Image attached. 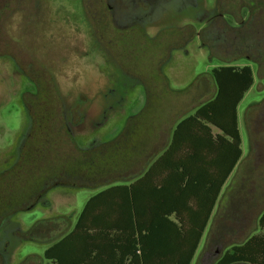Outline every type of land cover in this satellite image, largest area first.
Listing matches in <instances>:
<instances>
[{
    "label": "trees",
    "instance_id": "1",
    "mask_svg": "<svg viewBox=\"0 0 264 264\" xmlns=\"http://www.w3.org/2000/svg\"><path fill=\"white\" fill-rule=\"evenodd\" d=\"M228 4L239 5V18L245 17L243 7L252 12L240 26L254 29L256 43L249 46L258 53V73L264 78V0ZM234 28L226 24L212 32L209 47L217 45L214 42L222 31ZM209 74L216 86L214 95L188 116L171 118L168 144L155 159L147 145L151 133L148 109L132 116L115 138L84 148L68 126L62 99L38 81L37 92L26 98L32 117L30 132L17 160L0 173V226L15 210L34 207L52 187H107L86 201L75 222L67 215L36 221L26 238L52 244L44 252L45 262L30 255L20 264L192 263L221 188L237 164L238 171L243 169L237 107L254 82L250 65H221ZM263 107L264 101L256 103L247 116L252 149H264ZM213 126L221 133L213 134ZM210 168L224 173L210 208L181 207L190 197H202L203 178L197 172ZM245 168V174L239 180L237 172L235 180L245 182L246 187L235 199L234 184L222 210V222L212 226L207 239L212 240L210 249L220 251L214 264H264V233H256L264 229V157L246 172ZM150 172H174L185 185L178 193L168 192L164 184H148ZM18 198L21 201L7 210ZM228 218L236 223L226 222ZM0 264H4L1 254Z\"/></svg>",
    "mask_w": 264,
    "mask_h": 264
},
{
    "label": "rangeland",
    "instance_id": "2",
    "mask_svg": "<svg viewBox=\"0 0 264 264\" xmlns=\"http://www.w3.org/2000/svg\"><path fill=\"white\" fill-rule=\"evenodd\" d=\"M212 1L173 0L168 4L172 3V9L177 11L184 5V14L196 15L213 8ZM89 2L91 5L87 7L84 0H0V47L6 46L10 36L11 40L12 37L19 40L12 44L13 53L20 60L22 57L27 60L29 67L39 66L47 76L43 82L51 94L62 99L66 121L81 147L115 138L140 110L152 112L153 101L147 94L146 80L169 76L171 81L160 82V90L163 96L172 98L173 104L163 108L162 113L176 118L199 100L196 79L201 74L210 73L221 65H250L254 82L238 106L244 151L241 167L246 166V172L253 163L262 160L264 149L254 146L252 149L247 126V116L254 105L264 101V78L258 74V53L249 46L256 43L252 27L239 24L229 32L222 31L213 48L194 39L183 48L173 46L169 50L168 36L177 38L174 33L160 35L157 43L109 44L108 37L117 40V30L120 31L122 25L132 24L127 13L135 9V3L99 0V6H96V0ZM241 3L246 4L245 1ZM109 5L113 6L116 16L108 12ZM242 12L247 15L245 7ZM99 15L102 25L98 22ZM103 31L105 35H102ZM206 39L212 43L208 34ZM35 88L9 56L0 55V96L3 95L0 99V173L17 160L32 125L29 109L14 90L36 93ZM243 169L238 171L239 180L245 174ZM236 183L232 194L235 199L237 192L246 187L245 182ZM105 187L107 185H58L49 189L34 207L15 210L0 226V250L8 249L4 253L5 264H20L30 255L45 262L44 252L52 241L21 240L16 234L17 229L27 232L36 221L59 215L70 216L75 222L86 201ZM45 199L48 202L45 203ZM20 201L21 198L12 201L7 210ZM210 229L209 225L200 250L205 244L212 245V240L207 241L206 237ZM205 257L206 254L202 260Z\"/></svg>",
    "mask_w": 264,
    "mask_h": 264
},
{
    "label": "flooded vegetation",
    "instance_id": "3",
    "mask_svg": "<svg viewBox=\"0 0 264 264\" xmlns=\"http://www.w3.org/2000/svg\"><path fill=\"white\" fill-rule=\"evenodd\" d=\"M84 1L87 7L91 5V3L89 2L90 0H84ZM128 1L135 3V9L131 10L130 11L131 13L125 12L126 10L124 9V13H127L128 16L132 18V24L122 25L121 30L120 31L117 30L119 34L117 40L113 37H108L107 40L109 44L110 43L111 44L113 43L146 44L147 43L148 44L154 42L157 43L158 40H160L159 39L160 35L165 33H169V34L174 33L177 38H174V36H168L169 37L168 44H171L169 50L172 49L173 46L174 48L176 47L183 48L184 46H186V44H188L194 39H197L201 45L209 47L208 44H210V42H207L206 39L207 34L209 35L210 38L212 37V32H218V30L226 24H229L230 26H237L239 24H242L244 20H247L249 15L252 13L251 10L247 7L246 9L247 15H245L244 19L243 16L239 18L238 10L233 6L234 4H228V2H236L237 0H213L212 1L213 8L211 7L210 10L207 11L203 10L204 13L200 11L196 15L184 14L185 13V11H183L184 5L180 7L178 11L174 10V8L172 9V3L168 4V2H173V0H128ZM96 3L98 4L99 0H96ZM96 6H99V4ZM109 6L110 7L108 9V12H110L112 16H116L113 6L112 5ZM95 11L96 13H98L99 8L97 7ZM99 16H100V20H98V22L102 21V16L101 15ZM167 18L169 19L168 21ZM175 19L176 21H174ZM90 25H92V23H90ZM106 29H107L106 31H108L107 27ZM102 35H105L104 31L102 32ZM141 36L143 37V39H141ZM10 38L6 42V46L0 47V55L9 56V58L12 61H14L16 67L22 70V74H24L35 85L36 87L35 91L38 90L39 88L38 81H41V84L45 85V83L42 81L46 80L47 76H45V74L42 72L39 66L33 65L32 67H29V63L27 60H23V57L22 60H20V58L13 53L12 44H14L15 41L19 42V40L17 39L15 40L14 37H12V40ZM145 87L147 91L148 89L147 82L145 83ZM10 92H13V90ZM14 93L19 94L20 98L23 100V104L29 109V106L26 102V98L28 95L32 94L33 91L25 90V92L23 91L20 92L19 90L18 91L14 90ZM2 97L3 95L0 96V99H2ZM17 231L18 232H16V234L18 235L19 239L21 240L27 239L26 238L27 232L21 229H17ZM4 241H6V239H3V242ZM12 244L13 243L11 242V245ZM0 251H1L0 254L1 255L3 254L2 257L4 259V264H5L6 258L4 256L5 255L4 253H6L8 249L4 247ZM214 253L215 252H212L211 256H213Z\"/></svg>",
    "mask_w": 264,
    "mask_h": 264
},
{
    "label": "crops",
    "instance_id": "4",
    "mask_svg": "<svg viewBox=\"0 0 264 264\" xmlns=\"http://www.w3.org/2000/svg\"><path fill=\"white\" fill-rule=\"evenodd\" d=\"M163 77L164 78H151L147 80L148 81L147 94L148 96H150L151 101H153L151 120L149 123L151 133H150V138L147 142V145H149L150 156L154 154L152 159H155L163 152L170 138L169 131L171 127V124H170L171 118H170V115L166 116V114L162 113V111L164 110L163 108H165L166 106L173 104V100H171L172 98L170 97L163 96V93H161V90H160L161 88L160 82H164V81L170 82L171 80L169 76L167 75ZM196 81H198V86H199V95H198L199 100L197 101V103H195V105L191 109H187L184 112L183 111L180 112L177 115V120L184 118L188 116L189 114L193 113L197 105L202 104L205 101L211 99L216 91L215 82L209 73L201 74L196 79ZM237 115H238V128L241 133L242 145H243V134H242V130L240 127L238 107H237ZM174 116H176V114H174L173 117ZM212 132L213 134H217V133H221V130L213 126ZM237 167H238V164L235 166L234 170L230 173L224 186L220 190L217 200L215 201V205L213 206V211L208 221V226L210 225L211 229L213 225L219 224L220 222H222V218H223V216L221 215L222 210L228 205V202L230 201V198H231L230 193L234 188V184L236 183L235 178L238 172ZM147 171L148 170H145L140 175V177L144 176ZM197 174L199 175L200 178H203L200 189H199V192L200 194H202V197L200 199H196L195 197H190L188 202H185L184 204L180 206L183 208H187V209L201 208L202 210H207L211 206L213 193L215 192V187L221 180L222 175L224 173L221 169L210 168L207 170H200L199 172H197ZM178 177H179V174H175L174 172H165V173L150 172V174H148L147 181H148V184H152V183L153 185H156V183L159 184L158 187H160V184H164L167 187L168 192L178 193V190L180 188L182 189V187H184L185 185V183L183 182L180 183V180L178 179ZM186 218H188V215L186 216ZM226 222L230 224L236 223V221L234 219L231 220V218H228ZM187 223H193V222L187 221ZM207 230H208V227L205 233L207 232ZM212 232L210 231L207 234L206 236L207 239L210 237ZM205 233L203 237L205 236ZM256 233H264V229L257 230ZM229 236L230 235L228 234V237ZM201 243L199 245V248L197 249V252L195 254V257L192 263L196 261V264L200 262H203V264H214L220 255V251L219 250L213 251V249H210V247H208L206 244L200 250ZM212 252H215L213 256H211ZM205 254H206V257L205 259L202 260V257H204Z\"/></svg>",
    "mask_w": 264,
    "mask_h": 264
}]
</instances>
